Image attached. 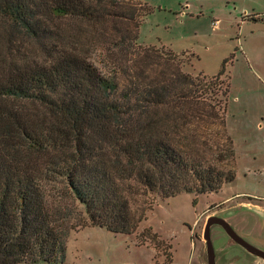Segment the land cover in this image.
<instances>
[{
  "label": "trees",
  "instance_id": "trees-1",
  "mask_svg": "<svg viewBox=\"0 0 264 264\" xmlns=\"http://www.w3.org/2000/svg\"><path fill=\"white\" fill-rule=\"evenodd\" d=\"M126 1L0 0V264H65L74 229L135 234L138 196H200L235 180L223 72L188 75L138 32L114 44L137 61L123 84L69 49L66 22H133ZM199 117L220 123L217 156L202 148Z\"/></svg>",
  "mask_w": 264,
  "mask_h": 264
},
{
  "label": "rangeland",
  "instance_id": "rangeland-1",
  "mask_svg": "<svg viewBox=\"0 0 264 264\" xmlns=\"http://www.w3.org/2000/svg\"><path fill=\"white\" fill-rule=\"evenodd\" d=\"M122 5L134 11L133 22L113 17L66 22L69 49L123 84L137 61L132 49L124 55L113 51L114 44L121 34L138 32V45L171 51L188 75L211 78L223 72L236 177L216 193L138 196L133 209L144 212V219L135 234L89 225L74 229L65 241V264H206L202 233L212 215L224 217L240 237L264 251V235H257L258 225L264 226V212H259L264 211V0H130ZM194 120L197 135L207 137L202 148L217 156L224 147L219 121ZM211 239L216 264H264L218 226L212 227Z\"/></svg>",
  "mask_w": 264,
  "mask_h": 264
},
{
  "label": "water",
  "instance_id": "water-1",
  "mask_svg": "<svg viewBox=\"0 0 264 264\" xmlns=\"http://www.w3.org/2000/svg\"><path fill=\"white\" fill-rule=\"evenodd\" d=\"M249 209V208H248ZM259 211V209H256ZM263 214L264 211H259ZM214 226H218L225 235L229 238L230 242L241 247L246 253L254 256L262 261H264V251L256 248L252 244L245 241L234 228L228 223V221L223 217L212 215L206 219L205 226L202 233V241L205 245V263L206 264H216V254L214 246L211 239V229ZM258 236L264 235V226L258 225Z\"/></svg>",
  "mask_w": 264,
  "mask_h": 264
}]
</instances>
